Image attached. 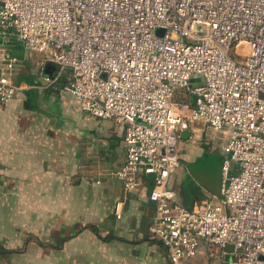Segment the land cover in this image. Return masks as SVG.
Returning <instances> with one entry per match:
<instances>
[{
  "label": "built area",
  "instance_id": "obj_1",
  "mask_svg": "<svg viewBox=\"0 0 264 264\" xmlns=\"http://www.w3.org/2000/svg\"><path fill=\"white\" fill-rule=\"evenodd\" d=\"M0 34L54 63L80 110L123 128L115 177L131 191L152 176L149 238L171 264L202 243L229 247L225 264H264V0H0ZM18 61L0 48L2 105ZM195 123L227 138L221 197L188 209L169 180Z\"/></svg>",
  "mask_w": 264,
  "mask_h": 264
},
{
  "label": "crops",
  "instance_id": "obj_2",
  "mask_svg": "<svg viewBox=\"0 0 264 264\" xmlns=\"http://www.w3.org/2000/svg\"><path fill=\"white\" fill-rule=\"evenodd\" d=\"M0 48L19 59L16 95L0 103V264H171L149 238L152 176L139 174L131 191L115 177L125 161L123 128L80 110L42 55L9 35L0 34ZM202 127L180 136V164L169 180L188 209L221 197L219 180L204 173L212 165ZM228 248L202 243L190 263L225 264Z\"/></svg>",
  "mask_w": 264,
  "mask_h": 264
},
{
  "label": "rangeland",
  "instance_id": "obj_3",
  "mask_svg": "<svg viewBox=\"0 0 264 264\" xmlns=\"http://www.w3.org/2000/svg\"><path fill=\"white\" fill-rule=\"evenodd\" d=\"M241 51H242V47L238 48L235 53L234 52L232 53V55L235 56L237 53ZM29 53H33V52H29ZM34 54L37 55V53ZM33 59L34 58H32V60ZM21 69H22L21 66L18 67V72H21L22 71ZM226 138H227V132L222 130H214L211 126L202 127V130L199 135V141L202 147V151L204 152L203 154L206 157L208 164L212 165L204 168L206 180L208 182H214L215 179L219 180L218 186L219 184L221 185V178H222L221 164L223 158L222 147L225 144ZM218 189L220 190V186L218 187ZM198 252L199 249L197 253ZM195 257L196 255L193 258Z\"/></svg>",
  "mask_w": 264,
  "mask_h": 264
},
{
  "label": "water",
  "instance_id": "obj_4",
  "mask_svg": "<svg viewBox=\"0 0 264 264\" xmlns=\"http://www.w3.org/2000/svg\"><path fill=\"white\" fill-rule=\"evenodd\" d=\"M190 131L188 129L182 131L181 138H187V136L190 134Z\"/></svg>",
  "mask_w": 264,
  "mask_h": 264
}]
</instances>
